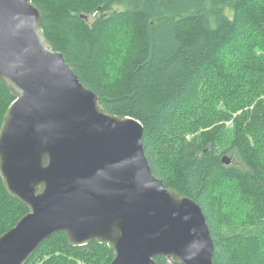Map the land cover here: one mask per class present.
Wrapping results in <instances>:
<instances>
[{"label":"trees","instance_id":"trees-1","mask_svg":"<svg viewBox=\"0 0 264 264\" xmlns=\"http://www.w3.org/2000/svg\"><path fill=\"white\" fill-rule=\"evenodd\" d=\"M31 1L99 105L142 125L152 175L200 207L213 264H264V0ZM15 99L0 81V128ZM28 211L0 178V237ZM112 260L56 234L25 264Z\"/></svg>","mask_w":264,"mask_h":264},{"label":"water","instance_id":"water-1","mask_svg":"<svg viewBox=\"0 0 264 264\" xmlns=\"http://www.w3.org/2000/svg\"><path fill=\"white\" fill-rule=\"evenodd\" d=\"M0 81L16 98L0 128V178L29 210L0 237V264H25L56 234L107 245L111 264H213L200 207L152 175L142 125L99 105L52 51L31 0H0Z\"/></svg>","mask_w":264,"mask_h":264},{"label":"rangeland","instance_id":"rangeland-1","mask_svg":"<svg viewBox=\"0 0 264 264\" xmlns=\"http://www.w3.org/2000/svg\"><path fill=\"white\" fill-rule=\"evenodd\" d=\"M114 10H117V11L118 10H123V7H115ZM93 20H94L93 16L87 18V22H89V23L93 22Z\"/></svg>","mask_w":264,"mask_h":264}]
</instances>
